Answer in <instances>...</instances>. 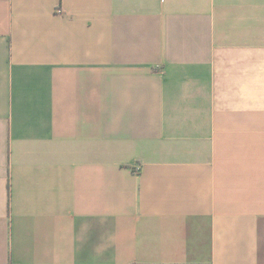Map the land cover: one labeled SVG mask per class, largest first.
<instances>
[{
	"label": "crops",
	"instance_id": "crops-1",
	"mask_svg": "<svg viewBox=\"0 0 264 264\" xmlns=\"http://www.w3.org/2000/svg\"><path fill=\"white\" fill-rule=\"evenodd\" d=\"M0 264H264V0H0Z\"/></svg>",
	"mask_w": 264,
	"mask_h": 264
}]
</instances>
